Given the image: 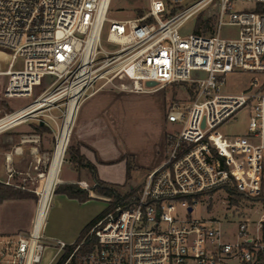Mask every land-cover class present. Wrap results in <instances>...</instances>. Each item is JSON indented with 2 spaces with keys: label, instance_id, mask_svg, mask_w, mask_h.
<instances>
[{
  "label": "built area",
  "instance_id": "2783aa9c",
  "mask_svg": "<svg viewBox=\"0 0 264 264\" xmlns=\"http://www.w3.org/2000/svg\"><path fill=\"white\" fill-rule=\"evenodd\" d=\"M185 1L150 0L140 16L108 19L110 0H0V52L6 50L10 57L0 70L6 76L1 98L31 97L34 87L50 78L27 104L0 114V134L33 120L47 126L53 140L36 176L39 187L4 181L34 192L38 199L30 229L0 233V264H38L47 245L62 254L69 245L49 242L43 234L68 145L44 205L42 197L70 101L78 107L106 85L144 91L150 88L146 81L190 84V102L183 107L172 104L165 113V120L180 124V129L166 133L170 149L165 159L144 176L127 205L114 193L93 194L81 184L108 206L117 203L62 264H264V211L249 207L241 212L234 204V221L227 220L233 230L227 235L217 218L192 214L208 191L236 190L254 203L264 202V12L233 11L231 5H264V0H195L186 6ZM208 7L216 9L212 26L197 22L190 31L183 30ZM223 25L236 26V36L222 37ZM234 70L254 75L250 88L221 93L224 75ZM118 80L127 82L116 84ZM243 108L248 110L244 131L222 133L220 125ZM201 193L192 205L185 197ZM250 211L257 216L251 217ZM90 240L91 247L81 249Z\"/></svg>",
  "mask_w": 264,
  "mask_h": 264
},
{
  "label": "crops",
  "instance_id": "0c3cea01",
  "mask_svg": "<svg viewBox=\"0 0 264 264\" xmlns=\"http://www.w3.org/2000/svg\"><path fill=\"white\" fill-rule=\"evenodd\" d=\"M139 93L141 91L110 90L101 87L78 105L68 146L78 148L80 153L95 166L97 177L105 182L121 185L125 181L127 158L133 165L132 178L137 172L147 174L157 168L166 157V132L163 129V123L166 122L165 115L158 124L161 132L157 136L153 133L155 136L152 135L147 143L142 141L144 142L142 145L141 138L143 140L144 137L137 135V139H132L125 152H118V149L113 147L111 127L118 116L125 111L119 106V102L135 98ZM34 124L35 121L22 123L0 134V182L9 180L11 183H23L22 179L25 178L23 183L25 187H36L34 185L38 181L37 173L42 169L44 157L48 156L52 149L53 140L50 131L38 132L34 129ZM36 137H38L37 141L34 140ZM141 147H147L149 150L144 148L141 151ZM112 148L116 152H113ZM66 162L74 174L60 178L61 165L56 185L78 183L81 187V184H84L82 183L84 177L86 179L90 175L91 178L88 168L75 167L68 154ZM130 189L133 188L130 186ZM50 198V207L47 209L43 226L44 237L49 242L59 240L66 244L73 243L81 230L103 210L96 205L94 202L96 199L93 197L79 202L63 193L52 192ZM35 208L34 198L0 201V233L8 234L30 229ZM61 254L62 250L47 245L41 262L46 256L48 259L45 264H56Z\"/></svg>",
  "mask_w": 264,
  "mask_h": 264
},
{
  "label": "rangeland",
  "instance_id": "374dc122",
  "mask_svg": "<svg viewBox=\"0 0 264 264\" xmlns=\"http://www.w3.org/2000/svg\"><path fill=\"white\" fill-rule=\"evenodd\" d=\"M150 0H110L109 9L107 13L108 19H124V18H132L134 16H140L146 12L147 6ZM195 0H186L184 5H189L193 3ZM232 10L233 11H259V7L262 5L258 2H250V1H232ZM201 15L206 17H212V25L214 22V18L216 15V9L214 7H208L202 11ZM197 17L192 18L191 20L187 21L183 27L184 31H190L193 27V24L197 23ZM226 19V17H225ZM109 22L106 21L103 26L102 36L105 37L106 31L108 29ZM236 26L230 25H223L220 30V35L222 37H234L237 33ZM107 49L113 48L110 45L105 46ZM8 52L3 50L0 52V70H5L7 67V63L9 61V56L7 55ZM196 74V73H195ZM201 76L203 73H197ZM254 75L249 72H244L242 70H234L232 72L226 73L224 75V82L221 85L220 92L224 94H236L241 91L247 90L250 88L249 82ZM6 81V76L0 75V114L4 112H8L12 109L18 108L24 104H27L33 97H35L38 93H40L46 85L49 83L50 78L44 77L40 85L34 87V92L31 97H15L9 98L7 100H3L1 98V93L3 91L4 85ZM116 84H120L122 81H116ZM99 82L96 84L98 85ZM106 89L110 90H120L111 85L104 86ZM190 88V84L188 82L182 83H173L168 84L166 86H154L150 88H146V90L141 91V93L137 94L135 98H130L127 101L122 100L119 102V106L124 109L125 111L118 116V119L115 120L113 123V127H111V134L113 137V142L116 150L118 152H125L126 147L129 146V143L132 142V139H137V135H141L144 137L141 144L145 141L150 139L152 135H156L161 131L159 129L160 126L158 125L161 119L164 117L167 109L172 104H179L181 107L188 104L190 100L193 98L192 95L189 94L188 89ZM52 112L57 113L56 110ZM248 118V110L243 108L237 111L233 117H231L227 122L220 125L219 130L227 135H235L242 133L247 123ZM33 120H29L25 122L32 123ZM158 129V130H157ZM163 129L167 134L175 133L180 129V124L176 122H164ZM154 133V134H153ZM154 135V136H155ZM70 142L68 143V145ZM143 145V144H142ZM147 147H141V151ZM110 149V148H109ZM170 149L168 142L165 140V153H168ZM157 150V148H156ZM109 151V150H108ZM114 152L115 149L112 148ZM116 152V151H115ZM158 153V150H157ZM132 158V155H131ZM67 154L65 153L62 167L60 170V178L65 176H71L74 174V171L71 170L68 166ZM133 161V159H132ZM44 166V165H43ZM42 166V168H43ZM19 175V174H18ZM135 177H132L128 181H124L121 185H118L116 188L120 194H126L130 190V186L135 189L138 187L140 182L142 181L143 176L146 173H139L135 174ZM36 176V175H35ZM84 177V176H83ZM121 178L123 176L121 175ZM23 181V179H22ZM13 183V182H12ZM82 183H84L87 187H92L93 181L90 178V175L85 179L83 178ZM14 185L22 184L20 183H13ZM13 186L14 188L21 189L20 187ZM40 182L37 181L36 187H39ZM35 188V187H33ZM26 191L24 189H21ZM28 192V191H27ZM93 194H97L95 191H92ZM35 194L34 192H30ZM36 195V194H35ZM38 196L36 195V203H37ZM51 198L48 203V209L50 207ZM97 206L101 208V210L105 209L108 205L106 202L96 199L94 201ZM234 204L229 202V195L228 193L218 191L213 194H204L195 204L193 209V216L195 217H215L222 223V228L224 234H229L233 229L232 221L227 223V220H233L231 218V210L230 207H233ZM238 206V209L242 211H247V208H256L257 211L262 212L264 211V202L254 203L251 200L241 198L240 201L235 204ZM48 211V210H47ZM178 213H181V209H178ZM251 217H256L257 215L254 212L250 211ZM48 217V216H47ZM47 255V254H45ZM47 257L43 258V261L38 264H45L47 261Z\"/></svg>",
  "mask_w": 264,
  "mask_h": 264
},
{
  "label": "trees",
  "instance_id": "16d2710c",
  "mask_svg": "<svg viewBox=\"0 0 264 264\" xmlns=\"http://www.w3.org/2000/svg\"><path fill=\"white\" fill-rule=\"evenodd\" d=\"M264 5H261L259 7L260 12H264L263 9ZM197 22L202 23V25H210L212 26V17H206L204 18L201 14L198 15L197 17ZM188 92L190 95L193 96V91L191 88L188 89ZM34 129L38 132H43V131H49V128L45 126L44 124L36 123L33 125ZM66 154L69 155L70 161L75 167H87L88 170L90 171L91 174V179L93 181L92 187L90 189L92 191H95L98 194H106V193H114L116 196V200H123L122 204H128L127 198L129 195H131L134 192V189H130L128 193L126 194H120L119 191L117 190V184H112L105 182L97 177L96 174V168L95 166L88 161L81 153L78 148H73L70 146H67ZM133 169V165L131 163L130 159H126V172H125V181H128L131 179V170ZM227 193L229 195V202L231 204H237L241 198H247L245 197L242 193L237 192L236 190H229L227 189ZM54 193H63L69 198H74L78 200L79 202L86 201L90 199L91 197L89 196V193L87 190L81 188L78 183H63V184H58L55 186ZM213 191H208L209 194H211ZM204 194H197L194 195L193 197L190 196H185L189 204H193L194 199H199L200 196ZM16 198H36V195L27 191H23L21 189L14 188L11 185L4 184L0 182V201L4 199H16ZM262 200L264 201V197H262ZM117 202L111 203L109 206H107L104 210H102L95 218H93L80 232L79 236L77 239L69 245H66L64 248V253L60 256L59 260L57 261L56 264H62L65 259L67 258L69 252L71 249L74 247V245L81 240L85 233L88 231V229L101 217L103 216L107 211L112 210L116 206ZM92 245V240L88 241V243L84 244L81 249H87L90 248Z\"/></svg>",
  "mask_w": 264,
  "mask_h": 264
},
{
  "label": "bare ground",
  "instance_id": "6f19581e",
  "mask_svg": "<svg viewBox=\"0 0 264 264\" xmlns=\"http://www.w3.org/2000/svg\"><path fill=\"white\" fill-rule=\"evenodd\" d=\"M77 108L78 107H76V103L72 99L70 101L68 112L66 114L63 126L58 135L56 150L54 152L50 165V170L45 181V187L42 197V205H44L47 199L49 198L52 183L55 180L56 174L58 172V168L61 165V159L63 156L64 149L69 143L70 133Z\"/></svg>",
  "mask_w": 264,
  "mask_h": 264
},
{
  "label": "water",
  "instance_id": "95a60500",
  "mask_svg": "<svg viewBox=\"0 0 264 264\" xmlns=\"http://www.w3.org/2000/svg\"><path fill=\"white\" fill-rule=\"evenodd\" d=\"M263 9H264V6H263ZM145 86H147V87H154V86H156V83L154 81H146L145 82ZM40 124H42V122H40ZM188 210L190 211L191 210V207H189Z\"/></svg>",
  "mask_w": 264,
  "mask_h": 264
}]
</instances>
